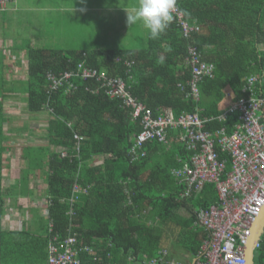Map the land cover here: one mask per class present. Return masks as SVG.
Listing matches in <instances>:
<instances>
[{"label":"trees","instance_id":"trees-1","mask_svg":"<svg viewBox=\"0 0 264 264\" xmlns=\"http://www.w3.org/2000/svg\"><path fill=\"white\" fill-rule=\"evenodd\" d=\"M3 1L6 5L14 0L0 3ZM176 6L183 19L189 25H198V30L185 36L173 14L166 32L156 40L147 33L143 47L72 50L27 45V78L12 81L0 77V107L10 95L23 93L19 99L25 101L28 113L49 111L48 143L30 152L35 158H29L19 186H27L31 172H44L51 222L48 238L63 240L74 234L80 264H117L120 251H131L134 259L155 256L167 236L163 226L173 224L180 228L181 235L192 226L195 208L208 207L217 200V194L212 184H206L196 197H181L184 185L171 171L188 152L174 136L169 144L148 142L147 155L131 160L130 146L142 128L140 121L132 118L131 108L121 98L109 97L104 88L96 92L99 84L94 79L75 78L72 90L63 86L49 94L48 72L58 74L84 62L109 76L124 78L130 94L154 112L167 107L177 116L193 112L201 117L218 116L227 104L225 92H233V99L243 96L242 88L250 75L257 76V89L264 94V0H177ZM1 11L5 13L7 8L0 5ZM190 45L198 49L204 61L215 66L214 77L198 83V100L192 96L189 84ZM4 119L1 113L0 120ZM234 120L235 116L230 115L228 123ZM221 124L216 120L207 123L206 128ZM1 132L0 224L4 200L10 194L2 183L7 150L3 141L8 137ZM75 133L84 137L78 152ZM61 149L66 150V156L61 155ZM28 152L29 148L23 149V155ZM96 156H101L102 162L95 163ZM76 182L87 192L77 194L69 215L68 198ZM184 206L192 209L187 225L177 214ZM24 233L6 232L0 227V244ZM260 243L256 264H264V244ZM85 246L101 249L89 252ZM16 261L20 259L6 250L0 252V264Z\"/></svg>","mask_w":264,"mask_h":264},{"label":"built area","instance_id":"built-area-1","mask_svg":"<svg viewBox=\"0 0 264 264\" xmlns=\"http://www.w3.org/2000/svg\"><path fill=\"white\" fill-rule=\"evenodd\" d=\"M182 27L183 34L198 30V25H189L177 6L174 13ZM188 63L191 66L189 80L191 94L199 99L198 83L204 78L214 77L215 66L204 61L198 49L190 45ZM130 66L131 63L127 62ZM94 79L111 98H121L131 108L134 120L140 121L141 130L133 139L129 149L131 160L147 155L145 145L151 141L169 144L170 137L181 144L188 155L179 159L180 165L172 169V175L184 185L181 197L197 196L205 186L212 184L217 200L208 207L195 212V223L206 231L197 256L191 264H247V250L253 226L264 208V94L257 89L258 78L250 75L242 88L243 96L233 99L230 90L225 92L227 104L216 117H201L198 112L175 115L171 108L154 112L133 97L127 89V82L118 76H109L106 71L79 62L75 69L58 74L47 73L49 94L66 86L75 88L73 79ZM235 116L229 124V116ZM219 121L216 128H206L207 123ZM230 130V132H229ZM75 150L80 149L83 136L75 133ZM66 156V150L61 149ZM87 192L78 182L73 185L68 198L70 208L77 194ZM51 226V225H50ZM260 246V241L255 249ZM84 249H89L84 247ZM80 248L74 234L63 240L53 236L49 240L48 264H80ZM148 264H183L170 258L168 250L161 248L155 256L148 258Z\"/></svg>","mask_w":264,"mask_h":264},{"label":"crops","instance_id":"crops-1","mask_svg":"<svg viewBox=\"0 0 264 264\" xmlns=\"http://www.w3.org/2000/svg\"><path fill=\"white\" fill-rule=\"evenodd\" d=\"M18 2L19 0H14L11 3L6 4L5 8H7L6 12H10L13 16H15L14 14L18 12L17 17L19 19L18 23H20L19 28L21 34L26 35V40L29 42L27 45H30L34 48H57L53 47V45L47 41V38H44L43 35L45 34V29L40 28L50 21L49 16H42L40 12L49 13L50 6L43 5L34 7L26 4L24 6H19ZM75 7L81 8L82 6L75 5ZM58 8H61L62 10L64 9L65 12L67 9L65 5H60ZM116 9H120V4H116V0H106V3H101L98 5V10L100 13L99 17L104 15L107 18L115 19L117 18L115 17L114 13ZM33 13L36 14V17H32L30 15ZM121 17L122 13L120 18ZM110 24L112 30L116 27V34L118 33L119 38H121L123 33H125L124 23H116L115 20H113L110 22ZM145 31L147 36L148 31ZM113 33L115 34V30ZM0 34V50L1 54L3 55V58H0V66H4L2 73H0V77L2 78L4 76L3 79L12 81L26 79L28 60L25 50L27 45L24 46L21 43L24 41V37L19 36L14 39L11 36L6 37V35L3 33ZM16 47L17 49H15ZM123 47L131 46L124 45L118 48ZM58 48L72 50H93L104 49L106 47L87 49L59 46ZM22 94L23 93H14L13 95H10V97L3 102V106L0 107V115L3 113L6 117V119H4L5 121L3 120L4 122L0 120V122H3L0 132L2 130L4 135L8 137L3 141V144L7 147V150L3 155V163L5 166L3 170L2 183L4 189L10 193L4 200V213L1 216L0 227L6 232L20 231L25 233L19 236H10V238L2 242V245L0 244V252L6 250L9 255L20 259V261H16V263L12 264H48L49 238L47 235V230L49 229L51 222L48 220V196L46 194V184L43 176L44 172L42 173V171L39 169L31 172L29 176H27V186L19 185L21 182V174H23V172L25 174L27 173L26 168H28V163L30 161L29 158L34 157V152H30L34 151L38 147L46 146L48 143L46 139V128L48 126V120L50 116L48 109L41 113H28L25 108V101L19 99ZM14 98H17L15 101H21L22 105H16L17 102H11L16 103L11 105L7 103L8 100ZM38 116H43L46 118V120H43L45 121V124H40L39 126L45 131L44 136H42L40 139L34 138L32 134V131L37 130L33 125L38 123ZM43 117L41 119H44ZM17 130H25L30 135L32 134V136L29 135V139L22 138V141H19V137H16L15 134ZM24 148H29V152L26 153V155H23ZM17 157L20 158L18 159ZM15 159H18L19 161H15ZM94 160L95 163H100L102 162V157L96 156ZM21 163L24 166L20 165ZM198 209H196L195 212ZM177 214L178 217H181V223H185L187 225V223L191 220L192 209H190V207L188 208L184 206L178 210ZM163 229L166 230V233L164 234H167V236L162 239L164 246L161 248L168 250L170 258L176 259L183 264L193 263L200 249L199 245L202 244L203 240L206 238L205 229L197 225L195 223V219L192 223V226L189 228L186 227L181 235L180 228L173 224H166L163 226ZM85 247H88L89 249L84 250L89 252H94L95 250L101 249L100 246ZM197 249L198 251H196ZM144 256L145 255H143L142 259H134L131 251H120L116 255L118 261L117 264H148V258Z\"/></svg>","mask_w":264,"mask_h":264},{"label":"rangeland","instance_id":"rangeland-1","mask_svg":"<svg viewBox=\"0 0 264 264\" xmlns=\"http://www.w3.org/2000/svg\"><path fill=\"white\" fill-rule=\"evenodd\" d=\"M101 3H106V0H86V3L83 4L80 2V0H19L18 2L19 6H24L25 4L34 7L43 5L50 6L49 13L40 12L42 16H49L50 20L40 28L45 29V34L43 35L44 38H47V41L50 42L53 47H57L52 49H59V46L87 49L96 47H106L113 49L124 45L131 47L146 46V29L143 27V25L141 23H137L135 25L128 26L126 23L127 13H133L138 8L139 0H116V4H120V9L115 10V17H117L115 19L107 18L104 15L99 17L100 13L98 10V5ZM0 5L2 8L6 7L4 1L1 2ZM60 5L66 6V12L64 9L62 10L61 8H58ZM75 5L82 7L76 8ZM81 9H86V11H82ZM121 13L123 18H120ZM17 14L18 12H16L14 14L15 16H13L10 12H0V33H3L6 35V37L11 36L14 39L19 36H23L24 41L21 43L26 46L29 44V42L26 40V35L21 34L19 28L20 23H18L19 19ZM30 15L32 17H36L35 13ZM113 20H115L116 23H124L125 33H123L121 38H119L118 33L116 34V27L113 30L111 28L110 22ZM114 30L115 34L113 33ZM9 49L12 50L11 48ZM15 49H17V47ZM1 57L2 54L0 50V58ZM3 68L4 66H2L1 69ZM15 99L17 98L10 99L7 101V103L11 105L16 104L11 102H17L16 105L21 106L22 102L19 100L15 101ZM42 117L43 116H38V123L33 125L34 128L37 129L32 131V134L36 139L42 138V136L45 134L44 129L39 127L40 124H45V121L43 120H46V118L43 117L44 119H41ZM15 134L16 137H19V141H22V138L29 139L30 135L25 130H17ZM32 134L30 136H32ZM18 159H15V161H19ZM20 165H22V163ZM260 242L264 244V231L261 235ZM257 254L258 253L256 251L255 257H257Z\"/></svg>","mask_w":264,"mask_h":264},{"label":"clouds","instance_id":"clouds-1","mask_svg":"<svg viewBox=\"0 0 264 264\" xmlns=\"http://www.w3.org/2000/svg\"><path fill=\"white\" fill-rule=\"evenodd\" d=\"M80 2L83 4L86 0ZM176 5L177 0H139L138 8L133 13H127L126 23L128 26L141 23L150 39H159L173 22Z\"/></svg>","mask_w":264,"mask_h":264},{"label":"water","instance_id":"water-1","mask_svg":"<svg viewBox=\"0 0 264 264\" xmlns=\"http://www.w3.org/2000/svg\"><path fill=\"white\" fill-rule=\"evenodd\" d=\"M263 231H264V208L253 226L252 235L250 237V241L247 247L248 248L246 255L247 264H254L253 256L255 251V245L258 241H260Z\"/></svg>","mask_w":264,"mask_h":264},{"label":"flooded vegetation","instance_id":"flooded-vegetation-1","mask_svg":"<svg viewBox=\"0 0 264 264\" xmlns=\"http://www.w3.org/2000/svg\"><path fill=\"white\" fill-rule=\"evenodd\" d=\"M260 247H261V243H260V246L258 248H256L254 251V256H253L254 264H256V260H257V258L255 257V252L258 251V249H260Z\"/></svg>","mask_w":264,"mask_h":264}]
</instances>
